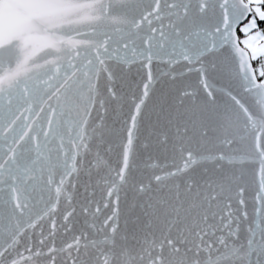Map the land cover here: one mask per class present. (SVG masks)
Instances as JSON below:
<instances>
[{"label":"snow or ice","instance_id":"snow-or-ice-1","mask_svg":"<svg viewBox=\"0 0 264 264\" xmlns=\"http://www.w3.org/2000/svg\"><path fill=\"white\" fill-rule=\"evenodd\" d=\"M0 264H264V0H0Z\"/></svg>","mask_w":264,"mask_h":264}]
</instances>
